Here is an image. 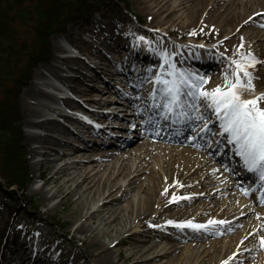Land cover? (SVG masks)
I'll return each mask as SVG.
<instances>
[{"label": "rangeland", "instance_id": "374dc122", "mask_svg": "<svg viewBox=\"0 0 264 264\" xmlns=\"http://www.w3.org/2000/svg\"><path fill=\"white\" fill-rule=\"evenodd\" d=\"M145 1L149 4L152 3L150 0ZM213 5L218 8V13L226 12L230 16L233 14L238 17L234 20H230L228 17L222 23L219 21L221 18H218V20L216 16L209 19L206 23L204 21L201 27L195 28L191 25L187 14L185 15L183 12L184 8H181L176 13L181 14L183 12L178 19L179 23L177 25L158 27L157 31L147 21V12L138 4L137 0H102L96 6L91 5L92 9L84 14L82 18L68 24L64 32L53 34L50 37V53L48 57L33 67L29 79L24 82L25 86L27 82L34 78L38 68L45 66L46 62L53 61V53L60 58H65L66 56L77 58L81 60L82 67L85 68L86 66L83 69L86 75L91 73L98 75L93 82H91V79H85L80 83L68 82L66 85L51 75H47L44 79L53 83L60 90H55L45 85L40 86L45 91L56 93V96L67 93L73 99L80 101L85 106L82 112L86 113V116H82L90 125L106 127L105 130L112 134L121 132L130 134L127 147L123 148L122 144L120 147L117 144H107L95 150L96 152H93L91 156L97 159L96 161H99V165H95L96 169L90 171L88 176L96 172L97 177L102 175V180L109 179L108 182L116 183L114 186L116 195L121 193L128 180L132 181L128 185L130 186L129 188H132L131 191L120 202L116 203L117 205L126 204L134 193H137L136 199L138 196L140 198L145 196V192L152 187L158 190L159 199L163 198V200L153 204L150 209L148 225L142 226L139 220L136 222L135 216H132V218L129 216L127 220L129 218L130 223L127 229L131 227L129 233L136 234L137 238L142 239L145 237V233L156 235L158 230L170 228L171 231L166 232L170 236L168 239L156 236L154 238L151 237V239L148 237L151 241L149 245L156 243L158 244L157 250H168L167 254L169 255L160 256V259H158L159 264H197L202 258L203 260L200 264H208L211 257L213 258L211 264H223L224 261H228V264H264V247L260 243L261 238L264 237V202H261V197L264 195V185L259 181L258 174L247 171L240 157L234 154L233 146L228 144L226 134L223 136L220 134V121L212 109L205 110L206 107L202 106V101L197 103V100L185 95L182 99L184 101L183 112L186 115L180 116V118L184 119L185 122L191 119L188 127L184 129L181 126H176L177 124L173 123L170 118L163 125L168 128L178 127V130L173 131L177 140L160 139L146 134V136L142 135L145 122L141 121V118L145 119L146 115L148 116L147 110L149 108L148 104L141 99L142 88L140 86L143 82L147 83L151 80L152 87L148 95L152 99L155 97L153 88L156 85L157 75L162 71L161 64L163 60L161 53H167L168 59L175 65L177 73L183 71L204 79L211 78L210 83L213 84L224 81L226 72L230 73L232 71L231 62L233 60H239L241 55L251 53L258 61L254 68L249 69L254 77L255 91L257 94L264 93V0H220ZM92 17H100L105 22H109L110 26L115 24L114 33L116 35H122L126 29L132 32L133 37L136 34H141L140 36L143 37V40L138 38V41L142 44L141 47L137 48L134 45L136 43L135 38L128 44L127 40H125L119 47L109 37L104 38L103 41V37L100 39L92 38L87 31L84 32V29H82L90 24ZM174 28L177 29L176 33L172 32ZM155 30L161 37V42L156 45L157 48L146 44V40L153 39ZM69 34H72V36L79 35L80 39L69 42L66 39ZM233 39L239 42L238 47L241 48L239 52L233 46L235 44ZM55 40L64 46L65 50L63 52L53 50V42ZM84 46H89L91 49L86 51ZM132 50L141 51L142 53L149 51L150 55H156V59L152 64L150 59L144 63L136 60L132 62ZM178 52H180V56L177 54ZM189 53H194L197 57H190L191 61H188L186 57H188ZM197 60L202 64L201 67L196 65L195 61ZM53 63L59 66L61 73L71 74L70 68L59 64L57 61H53ZM69 66H72V63ZM119 68L121 69L118 70ZM142 70L146 71L144 75H138L142 78V83L136 85L137 73L142 72ZM168 70L170 71L171 69L168 68ZM162 78L169 79L170 77L166 74ZM73 84L83 88L95 86L96 89L85 93L90 94L92 99L102 98L101 104L86 102L83 98H80L79 94L68 90L70 85ZM105 84H109L112 89H103ZM24 86H22L18 95V104L23 111L22 116L24 110L21 104V96L24 92ZM162 87L163 85L160 86V89ZM113 89H118L122 96H119L118 92ZM115 99L121 102L118 105L125 110L121 112H116L117 110L101 111V108L115 102ZM155 100L157 106L151 109V112L154 113L153 116L160 109L159 98L157 100L156 97ZM43 103L51 107L61 108L55 101L44 100ZM189 104H195L196 108H190ZM75 109L72 107L64 111L72 116L79 115L75 113ZM180 110L177 109L176 112L179 113ZM76 111L81 110L76 109ZM45 113L53 116L48 111H45ZM102 114L104 115L103 117H117V125L101 123L97 118L102 116ZM198 116H202L203 119H197ZM161 118H163L162 115ZM205 124H207V130L201 131ZM132 126L134 128L130 129ZM163 126L161 122H156L153 128L162 130ZM30 130L22 120L20 133L32 182L24 190L16 188L11 190L8 188L11 191L10 196L14 198V201H11L12 203H10L9 197L6 198L0 194V236H4L2 238L5 242L13 240L17 244V242L20 243L22 240L21 235L23 233L21 234V231L23 229L31 230L36 228L53 239L55 243L53 247L56 248L62 245L64 248H70L72 252H82V245L71 239L70 226H77L81 224L82 220L78 218L70 220L66 217L70 202L64 199L60 200L59 197L49 202H43V193L33 189L34 185H42L43 178L49 174V171H43L41 174L42 178L38 177L37 165L33 164L35 156L30 152L37 144L27 140V132ZM34 131L44 132L41 129ZM164 132L167 133L168 131ZM72 133L83 134V132H79L74 128H72ZM138 133L140 136L136 137ZM66 141L74 146L77 143L76 139L72 137H69ZM141 142L143 143V149H138L137 146ZM182 149L191 150L192 155L186 156L182 153L184 152ZM63 150L70 155L73 152L68 146H63ZM74 157L78 158V156H70V158ZM114 160H118L115 166L113 164ZM64 162L65 159H62L58 164L63 165ZM127 164L128 166L132 164V169L137 166L138 170L140 168L143 170H140L139 176L133 177V174L127 172ZM90 168L91 166L88 167L87 171ZM169 168L175 171L177 177L173 185L167 187V171ZM119 183L122 184V188L117 191ZM2 188L5 189L4 184ZM44 189L45 191L50 190V186H44ZM176 192H179L177 197L188 199L180 206L184 208L181 210L182 218L168 216L170 210L162 211L163 207H161L164 201L168 200L171 202L176 199ZM107 194L108 192L104 196ZM31 199L32 202L34 201L35 208L30 204ZM11 204L17 205L16 210L13 215H8V207H11ZM53 205H57L58 208L55 210L51 209ZM160 211H162L160 213L162 217L157 218L156 215H159ZM242 217L244 218L239 223L234 224L232 227V224H230L231 228L226 233L224 230H220L224 223H232L235 219ZM210 220L224 221V223L208 225ZM168 221L173 223L169 224ZM188 221L194 224L208 225L207 229L197 230L204 231L205 235L193 239H180L179 235H182L183 232L177 229L176 225ZM182 229L196 230L189 227H183ZM15 230H17L16 233L14 232ZM146 230L149 232H144ZM1 232H4V234H1ZM173 233L176 236H173ZM82 237V234H77V238ZM108 239L110 238H100V240ZM3 243L4 241L0 239V245ZM140 243L147 244L149 241ZM130 246H133V244L129 245L127 241H124L116 247L123 254H126ZM10 249V246H5L2 255L0 250V264H4L5 259L13 263L17 262L13 258V254L9 255ZM90 249L88 248L87 250ZM134 250L136 249L134 248ZM193 250L198 253L192 252ZM199 253L200 257L196 261V255ZM83 254L85 255V252ZM134 256H139V254L136 253ZM229 257H232V259L229 260ZM75 264H94V262L84 257L83 260L78 259ZM117 264L126 263L118 262Z\"/></svg>", "mask_w": 264, "mask_h": 264}, {"label": "bare ground", "instance_id": "6f19581e", "mask_svg": "<svg viewBox=\"0 0 264 264\" xmlns=\"http://www.w3.org/2000/svg\"><path fill=\"white\" fill-rule=\"evenodd\" d=\"M150 1L152 2L151 4L146 3L147 1L145 0H137L138 4H140L142 8H144L147 12V21H149L151 27L153 29H157V31L159 29L158 27H164L165 25H177L179 23L178 19L182 16L183 12L185 13V15L187 14L191 21V25L195 28L201 27L204 24V21L206 23L209 19H212L216 16L217 19L221 18L220 20H218L222 23L226 21L225 19H227L228 17V19L230 20H234L238 17L234 16L233 14H231L230 16V14L228 15V13L226 12L218 13V8H216L213 4L220 0ZM181 8H184L183 12L181 14H176ZM99 18L92 17V20L89 18L91 22L86 28H82L84 29L83 31H87V33H89L92 38L100 39L101 37H103L102 41L104 40V38L109 37L114 41L117 47H119L125 40H127L128 44L130 41H132L133 38H135L136 43L134 45L137 48L141 47L142 44L138 41V38H141V34H136V36L133 37L132 32L127 31L126 29V31H124L122 35H116V33H114L115 24H113V26H110L109 22H105L104 20ZM157 31L155 30V32H153V39L146 40V44L149 46L153 45L154 48H157L156 45L161 42V37ZM172 32L176 33L177 29L174 28ZM74 34H76V32H74ZM66 39L69 42L78 41L80 39V36H72V34H69L66 36ZM233 42L237 44H233V46H235V50L239 52L241 50V48L238 47L239 42H236V39H233ZM84 49L86 51H89L91 47L84 46ZM53 50L57 52H63L65 49L59 41L55 40L53 42ZM177 54L179 56L181 55L180 52H178ZM52 56V60L54 62L57 61L59 64L70 68L71 74L61 73L59 66L55 65L53 61L46 62L45 66L38 68L34 74V78L31 81L27 82V84H25L24 86V92L21 96V104L24 113L22 116L23 111L20 108V121L22 122L23 120L26 126L31 129L27 132V140L33 141L37 144V146L35 148H32L30 152L35 156L33 164L37 165V171L39 173L38 177H41L43 171H49V174L43 178L42 185H34L33 189H36V191H40L43 193V202L52 201L56 197H59L60 200L64 199L65 201L70 202V208L66 213V217L70 220L72 218H78L82 220L81 224L73 227L70 226L71 239L79 243V245H82L81 247L83 251L72 252L70 248H64L62 245L55 248L53 247V245L55 244L53 242V239L49 235L42 233L40 229H23V231H21V234L23 233V235H21V242H17V244L11 245V249L9 251V255L13 254V258L17 262L13 263L12 261L5 259L4 264H75L78 259L83 260L84 257L91 259L94 264H117L118 262L126 264H159L158 259H160V256L169 255L167 254L168 250H157L156 247L158 246V244L156 243L153 245H149L151 241L148 239V237L150 239L151 237L154 238L155 236L168 239V237L170 236L166 232H170V228L160 229L157 231L156 235H148L150 233H145V237L139 239L137 238L136 234L129 233L131 227L127 229V226H129L130 219L128 218L127 220V217L130 216L132 218V216H135L136 222H138L139 220L140 225L147 226L149 223L150 209L153 207L154 203L161 202L163 198L159 199L160 196L158 190L152 187L145 192V196H143L142 198L138 196L135 199L137 193H134L133 196H131L126 202V204L117 205L116 203L120 202L126 196V194L131 191L132 188H129L130 186L128 185H130L132 181L128 180L121 193L119 195H116V192H114V186L116 185V183L112 184L111 182H108L109 179L102 180V175L97 177L96 172L88 176V173L90 171H94L96 169L95 165H99V161H96L97 159L92 158L91 154L93 152H96L95 150L107 144H117L118 147H120L122 144L123 148L127 147V143H129V137L127 136H129L130 134H125V132L112 134L105 130L106 127H94L89 123H86L85 121H81L80 119H78L79 117H74L66 113L64 110L73 107L81 110L76 111L75 109V113L85 115L86 113L82 112V109L85 106L80 101L73 99L70 95L56 96V93L53 94L42 89L40 85H45L52 89L60 90L59 88L55 87L53 83L45 80L44 78L47 75H51L53 78L66 85L68 84V82L80 83L85 79H91V82H93L95 81L94 79L98 77V75L95 73L86 75L83 70L86 68V66L85 68L82 67L81 60L77 58H74L72 56L60 58L54 53ZM190 57L194 58L197 56L196 54L194 55V53H189L188 57H186V60L191 61ZM149 59L152 64L156 59V55H150L149 51H145L144 53H142L141 51L132 50V62L136 60L138 62L144 63ZM71 63L72 66H69V64ZM195 63L198 67H201L202 65L198 60L195 61ZM120 69L121 68H119L118 70ZM168 71V66L165 64V68L161 72L166 75ZM145 72L146 71L142 70V72L137 73V76H141L142 74L144 75ZM140 76H138L136 79V85H140V83H142V78H140ZM205 80H207L208 83L203 85L202 90L211 91L216 86L224 84V81L218 84L210 83L211 78H205ZM160 86L161 84L156 83L155 87L153 88V93H155V97L153 99L150 95H148L152 87L151 80L147 83L143 82V84L140 86V88H142L141 99L144 100L146 104H148L149 108L147 110L149 113L148 116L146 115L145 119L141 118V121L145 122L142 135H151L160 139L168 138L169 140H177V137L173 131L178 130V127L168 128L164 127L163 125L170 118L173 123L175 122L178 126H181L185 129L190 124L191 119H188L185 122V120L181 119L179 115L172 116L170 114L168 115V118H165L166 114L164 112V109L162 108L164 98L162 96V93H160ZM69 88L70 89L68 90H72L76 94H79L80 98H83L86 102H95V104H101L102 102V98L92 99L90 98V94L85 93L96 89L95 86L83 88L79 85L73 84L70 85ZM103 89L111 90L112 87L109 84H105ZM113 90L115 92H118V89ZM118 94L119 96H122V93L118 92ZM156 97L157 100L159 98L160 109L157 111L158 113L153 116L154 113L151 112V109L156 101ZM44 100L53 102L57 101L61 108L51 107L50 105L43 103ZM200 101H202V106L206 107L205 110L211 109L207 107V101H205L203 98L197 100V103H199ZM118 103L121 102L115 99V102L101 108V111L108 112L117 110L116 112H121L122 110H125L121 106H119ZM45 111H48L53 116L46 114ZM161 115L163 118H161ZM103 116L104 115L102 114V116L97 118L99 119V121H101V123H105V125H117V117ZM156 122L162 123V130L153 128L156 125ZM72 128H77L76 130L79 132H83V134L80 135L72 133ZM36 129L44 130V132L39 133L37 131H34ZM164 131L168 132L165 133ZM122 135H124V137H121ZM136 135V137L140 136L139 133ZM69 137L76 139L77 143L75 146L71 143H67L66 140ZM63 146H68V148L73 151L72 154H66V152H64L63 150ZM137 147L138 149L142 148L143 143L141 142ZM182 151L181 152L186 156L192 155V151L189 149H182ZM70 156H78V158H70ZM66 158L68 159L66 160ZM62 159H65V162L63 165H59L58 163ZM117 162L118 160L113 161L114 166L117 164ZM90 166L91 168L87 171L88 167ZM132 168V164L130 166H128L127 164V172L133 174V177L139 176L140 170H143L142 168L138 170L137 166H135L134 169ZM176 177L177 176L175 175V171L169 168L167 171V187L173 185ZM44 186H50V190L45 191ZM117 188H119L117 190L119 191L122 188V184H120ZM106 192H108V194L104 196ZM170 192L172 193L171 190ZM178 195L179 192H176L175 197H177ZM177 198L172 200L171 202H169L168 200L164 201L161 204V207H163L162 211L170 210L168 216L174 218H182L183 215L181 213V210H183L184 208L180 206H182V204H184V202L188 199H186L185 197L179 199ZM57 208V205H53L51 209L55 210ZM162 211L159 212V215H156L157 218L162 217V214L160 215ZM243 218L244 217L237 218L232 223H224L220 230H224V232L226 233L228 229H230L234 224L239 223ZM230 224H232L231 227ZM177 229L183 232L182 235H179L180 239H193L205 235L204 231L201 232L190 229L184 230L179 227H177ZM14 232L16 233L17 230H15ZM144 232L149 231L146 230ZM77 234H82L83 237L77 238ZM174 235L175 234L173 233V236ZM101 237L110 239L100 240ZM124 241H127L129 245L133 244V246L129 247V251L126 254H123L122 251L116 247ZM147 241H149V243L147 244L140 243H146ZM88 248L91 249L87 250ZM134 248L136 250H134ZM83 252H85V255L83 254ZM192 252L195 251L193 250ZM136 253H138L139 256H134ZM199 257L200 253L196 255V261ZM212 259V257L209 259L208 264H211ZM202 260L203 258L200 259L197 264H200Z\"/></svg>", "mask_w": 264, "mask_h": 264}, {"label": "trees", "instance_id": "16d2710c", "mask_svg": "<svg viewBox=\"0 0 264 264\" xmlns=\"http://www.w3.org/2000/svg\"><path fill=\"white\" fill-rule=\"evenodd\" d=\"M99 2L0 0V194L10 203L14 198L8 188L24 190L32 182L20 133L19 92L33 67L48 57L50 37L64 32ZM11 205L8 215L16 210L17 205Z\"/></svg>", "mask_w": 264, "mask_h": 264}, {"label": "snow or ice", "instance_id": "6c2138e0", "mask_svg": "<svg viewBox=\"0 0 264 264\" xmlns=\"http://www.w3.org/2000/svg\"><path fill=\"white\" fill-rule=\"evenodd\" d=\"M143 40V37L140 38ZM163 70L165 64L170 71L167 72L169 79L162 78L161 72L156 77V83L163 85L160 89L164 102L162 108L165 118L168 115H186L183 112V97L189 96L195 100L203 98L207 101V107L211 108L220 121V134H226L227 142L233 146L234 154L240 157L247 171L258 174V179L264 185V93L257 94L253 83V74L249 70L258 63L251 53L241 55L239 60L231 62L232 71L226 72L224 84L218 85L211 91L202 90L203 85L208 83L203 77L192 73L175 71L167 53H161ZM187 89V91H185ZM157 105L154 103L153 107ZM190 108H196L195 104H189ZM177 109H181L179 113ZM198 110V109H197ZM197 119H203L198 116ZM134 127V126H133ZM207 130V124L201 131ZM264 202V195L261 197ZM172 224V221H168ZM224 221H208V225L222 224ZM208 225L194 224L191 221L177 224L176 227H189L196 230L207 229ZM264 247V237L260 240ZM232 257H229L231 260ZM223 264H228L224 261Z\"/></svg>", "mask_w": 264, "mask_h": 264}]
</instances>
